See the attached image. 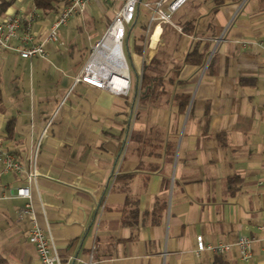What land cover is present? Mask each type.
<instances>
[{
  "label": "crops",
  "instance_id": "crops-1",
  "mask_svg": "<svg viewBox=\"0 0 264 264\" xmlns=\"http://www.w3.org/2000/svg\"><path fill=\"white\" fill-rule=\"evenodd\" d=\"M58 7L0 0V20L34 12L40 43ZM177 12L181 32L148 49L150 11L138 8L134 24L147 21L128 28L127 96L76 82L99 36L82 50L70 20L47 59L0 48V156L22 166L5 172L0 159L6 264H41L28 202L65 264H264V0H188ZM198 236L233 247L198 254ZM241 236L255 240L249 263Z\"/></svg>",
  "mask_w": 264,
  "mask_h": 264
},
{
  "label": "built area",
  "instance_id": "built-area-1",
  "mask_svg": "<svg viewBox=\"0 0 264 264\" xmlns=\"http://www.w3.org/2000/svg\"><path fill=\"white\" fill-rule=\"evenodd\" d=\"M94 0H58V15L52 24L49 34L43 42H36V35L33 32L32 21L34 12L25 20L19 15H8L0 20V48L16 52L25 59L39 57L48 58L44 47L46 42L56 41L58 31L66 26L68 21L75 15L82 14L88 10L89 4ZM116 3L114 15L100 39L91 50L89 58L84 65L76 82H83L99 89L108 90L117 95H129L131 92L130 67L125 52V44L130 26L137 14L138 8L144 6L150 11V19L146 30L147 48L156 49L161 45L165 32L168 29L181 32L176 26L172 17L174 13L188 0H101ZM17 40L18 45L12 41ZM1 161L4 164L5 172L22 171V166L9 153H3ZM39 175L35 159L32 160L29 179ZM30 188L22 187L17 190V196L30 198ZM23 216L33 221L29 232V240L35 246L41 264H65L62 263L52 246L51 239L39 227L35 221L28 202L23 211ZM264 230V225L261 227ZM197 253L211 250L217 254H225L231 251L233 245L219 242L216 245L207 244L202 236L197 237ZM255 240L251 237L241 236L235 246L239 250L240 258L249 263L253 257ZM264 252V243L262 245Z\"/></svg>",
  "mask_w": 264,
  "mask_h": 264
},
{
  "label": "rangeland",
  "instance_id": "rangeland-1",
  "mask_svg": "<svg viewBox=\"0 0 264 264\" xmlns=\"http://www.w3.org/2000/svg\"><path fill=\"white\" fill-rule=\"evenodd\" d=\"M99 2L100 0L92 1L91 10H87L82 14L75 15L74 17H72V19H70V22L68 21L70 25H74H72V29H74L73 33L75 34L78 45L82 50L92 48V46L98 39V37H96L95 39L90 40L89 35L98 33L100 39V35L105 31L108 25V22L111 18L110 16L114 13L113 6L104 3L103 7L101 8L99 6ZM177 15L178 12L174 15L173 22H175V18L177 17ZM134 21L132 23L133 31H135L137 28H140L142 25H145L147 17L141 15L138 22L134 24ZM129 27L130 26H128V28ZM125 52L127 53L126 48ZM86 54L88 55V53Z\"/></svg>",
  "mask_w": 264,
  "mask_h": 264
},
{
  "label": "trees",
  "instance_id": "trees-1",
  "mask_svg": "<svg viewBox=\"0 0 264 264\" xmlns=\"http://www.w3.org/2000/svg\"><path fill=\"white\" fill-rule=\"evenodd\" d=\"M37 8L41 10H51L58 3V0H34ZM190 57V56H189ZM148 77L144 74V80ZM0 102H1V89H0ZM0 264H6L5 260L0 256Z\"/></svg>",
  "mask_w": 264,
  "mask_h": 264
}]
</instances>
